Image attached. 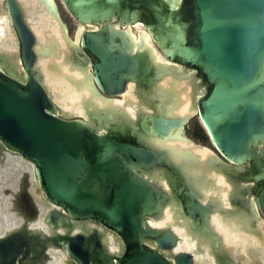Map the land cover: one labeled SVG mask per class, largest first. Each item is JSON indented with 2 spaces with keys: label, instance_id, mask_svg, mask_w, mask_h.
Segmentation results:
<instances>
[{
  "label": "water",
  "instance_id": "95a60500",
  "mask_svg": "<svg viewBox=\"0 0 264 264\" xmlns=\"http://www.w3.org/2000/svg\"><path fill=\"white\" fill-rule=\"evenodd\" d=\"M60 2L73 38L55 0H0V184L30 165L0 188V264H238L215 221L261 248L264 0Z\"/></svg>",
  "mask_w": 264,
  "mask_h": 264
},
{
  "label": "bare ground",
  "instance_id": "6f19581e",
  "mask_svg": "<svg viewBox=\"0 0 264 264\" xmlns=\"http://www.w3.org/2000/svg\"><path fill=\"white\" fill-rule=\"evenodd\" d=\"M41 17H39L38 19H40ZM32 21H33V17H32ZM47 27L48 25L45 24H38L36 25V30L40 31V29ZM136 32V30L134 31ZM132 31V33L136 36V34ZM7 37H2L0 36V48L2 49H7L6 47H8L9 40L6 39ZM147 43L148 42V38L145 39ZM47 81V80H46ZM49 82V81H47ZM61 86L59 85H52V88L54 90H58ZM189 91L186 93L188 94ZM78 96H73V97H69L67 98L70 101H74L75 98H77ZM180 100L177 103V107L179 109V112L183 111L184 109H186V102H188L186 100L185 96H181V98H179ZM56 101L59 105H61L63 107L62 104H64V102L66 101L65 97H62L60 99ZM66 108V107H63ZM68 109V108H67ZM69 113H73V114H80L79 111H74L71 112L68 110ZM9 160V161H8ZM27 164L20 162L18 159L16 158H11V159H6L5 160V166H3L2 168H6V171L4 173H2L1 175H3L5 177L4 180H2V184H0V188L5 187V185H9L11 186V184L13 185V180H16L17 177L19 176L20 173H22L23 171H26L27 169ZM1 171V170H0ZM28 171V170H27ZM214 181V185H216L217 187H219V189H222L225 187L224 182L221 178V176H216L213 179ZM225 193L222 192L221 196L223 197ZM226 202V201H225ZM8 209V199L7 198H3L0 197V230L2 232V230L16 226L18 223V220L12 216L9 215L7 212ZM39 209L41 210V212H44L45 208L43 206H40ZM216 229L218 231V233L221 235V237L224 239V242L227 245L233 246L236 245L237 248L239 249H243V248H249V247H253L255 246L256 242L254 239L249 238V237H244L241 235H233L231 233L228 232L227 228L222 227L217 221H215ZM0 232V233H1ZM181 234V232H180ZM190 245H188L187 243H184L182 246L179 247V249H189ZM62 257L59 259H53V261H56L57 263H61Z\"/></svg>",
  "mask_w": 264,
  "mask_h": 264
},
{
  "label": "rangeland",
  "instance_id": "374dc122",
  "mask_svg": "<svg viewBox=\"0 0 264 264\" xmlns=\"http://www.w3.org/2000/svg\"><path fill=\"white\" fill-rule=\"evenodd\" d=\"M55 1L58 5L60 16L68 28L69 36H70V38H73L74 32H75L78 24L69 15V13L66 11L64 6L60 2V0H55ZM182 27H183V25H181V28H179V30H178L179 33H181ZM129 40L132 41L131 38ZM55 96H56L57 100L62 98L60 88L57 91L55 90ZM192 123L195 124L196 119H192V122L189 126V129H188L189 132H191V128L193 126ZM205 146L211 147L210 143H208V142L205 143ZM14 182H15V180H13L12 183H14ZM30 193L32 194V196L34 197V199L36 200V202L38 203L39 206H43L44 208L49 207L48 202L44 199L42 191L40 190L38 185L34 182L32 183ZM0 197H2V196H0ZM261 227H262V230L264 231V224H262ZM205 231H206V229H204V232ZM0 232H1V230H0ZM235 259H236L238 264H264V250L261 249L257 244H255V246L249 247V248L236 249ZM56 264H59V263H56ZM195 264H211V263L209 261L199 260Z\"/></svg>",
  "mask_w": 264,
  "mask_h": 264
},
{
  "label": "flooded vegetation",
  "instance_id": "af4514ba",
  "mask_svg": "<svg viewBox=\"0 0 264 264\" xmlns=\"http://www.w3.org/2000/svg\"><path fill=\"white\" fill-rule=\"evenodd\" d=\"M118 99H121V97H118ZM192 119H196V123H192L193 126L191 128V132H189V126L192 122ZM189 122L188 124L184 127V135L189 138L190 140H192L194 143L196 144H199V145H202V146H205V143L208 142L210 143V146L211 147H207L209 148L211 151H213L215 154L219 155L218 151L216 150V148H214V146L212 145V143L210 142V139L209 137L207 136L206 132L204 131L202 125H201V122L199 121V118L198 116L196 115L195 117H193ZM28 165V164H27ZM26 170H30V165L27 166V169ZM261 215V214H260ZM261 217L263 218L264 220V217L261 215ZM263 234H264V231L262 230ZM261 249L264 250V244L263 246L261 247ZM50 255L52 256L53 259H59V255L58 254H55V253H51L50 252ZM58 257V258H57ZM57 262L56 261H50L48 262V264H56ZM61 264V263H59Z\"/></svg>",
  "mask_w": 264,
  "mask_h": 264
}]
</instances>
